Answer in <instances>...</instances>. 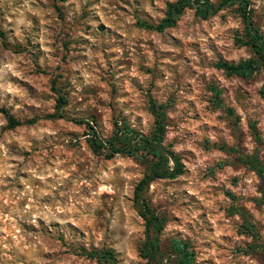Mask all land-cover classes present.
I'll list each match as a JSON object with an SVG mask.
<instances>
[{
  "label": "rangeland",
  "instance_id": "1",
  "mask_svg": "<svg viewBox=\"0 0 264 264\" xmlns=\"http://www.w3.org/2000/svg\"><path fill=\"white\" fill-rule=\"evenodd\" d=\"M173 1L0 0V109L21 122L0 112V264H100L88 252L102 248L144 263L133 191L146 162L93 152L74 119L104 138L116 120L147 134L150 98L166 106L164 144L184 165L144 192L165 219L164 253L179 239L191 264H264L261 181L242 162L264 163V66L246 78L216 66L251 56L235 5L147 26ZM250 2L264 36V0Z\"/></svg>",
  "mask_w": 264,
  "mask_h": 264
},
{
  "label": "trees",
  "instance_id": "2",
  "mask_svg": "<svg viewBox=\"0 0 264 264\" xmlns=\"http://www.w3.org/2000/svg\"><path fill=\"white\" fill-rule=\"evenodd\" d=\"M237 6L243 25V39L249 46L251 56L237 62L220 60L216 66L227 75H236L242 78L250 76L255 70L264 66V36L256 25L253 17V9L250 0H175L167 4L166 12L160 22L153 27L162 31L175 24L178 17L186 10L193 9L194 14L206 19L218 11ZM143 24L146 25L144 22ZM66 103V98L58 96L57 106L61 108ZM219 104V100H216ZM166 106L157 103L153 98L149 99L148 109L153 116L151 130L143 134L131 127L127 122H113V131L108 137H102L88 121L74 119L75 122L86 123L91 129L87 142L93 152L102 153L105 158H112L118 154L135 156L145 160V170L136 183L133 191V201L137 204L138 214L144 220V239L139 246V256L144 260L143 264H168L171 258L180 264H191L193 253L188 249V244L179 239L170 241V253L165 254L161 245L160 234L164 228V217L158 214L149 204L144 192L156 179H173L181 175L184 165L180 156L164 144L166 130ZM7 119L9 127L21 124L19 120L11 116L4 108L0 109ZM64 117V114H54L50 117ZM242 162L253 170L261 181L260 203H264V163L256 153L242 156ZM245 225V222H244ZM252 225L248 224V227ZM249 229V228H248ZM100 264H117L113 251L102 248L88 252Z\"/></svg>",
  "mask_w": 264,
  "mask_h": 264
}]
</instances>
